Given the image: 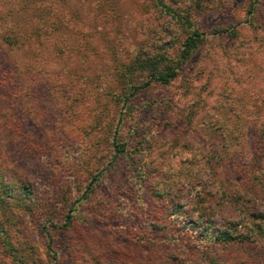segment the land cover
<instances>
[{"label": "rangeland", "instance_id": "1", "mask_svg": "<svg viewBox=\"0 0 264 264\" xmlns=\"http://www.w3.org/2000/svg\"><path fill=\"white\" fill-rule=\"evenodd\" d=\"M161 1L169 12L155 0H69L77 31L49 35L62 51L0 47V59H23L41 81L0 82V168L13 187L0 189V264H143L141 231H153L167 192L180 215L203 197L219 228L242 219L231 193L243 215L264 213V0ZM193 29L201 35L180 61ZM140 50L177 72L140 89L117 121L118 78ZM145 73L128 75L142 84ZM116 125L127 149L111 162ZM256 240L248 246L264 245ZM187 245L163 246L188 259Z\"/></svg>", "mask_w": 264, "mask_h": 264}, {"label": "trees", "instance_id": "2", "mask_svg": "<svg viewBox=\"0 0 264 264\" xmlns=\"http://www.w3.org/2000/svg\"><path fill=\"white\" fill-rule=\"evenodd\" d=\"M67 3L69 4V0H0V47H2L3 50H7L9 53L18 51L31 52L32 48L35 47V53L39 56L48 50H53L54 52L57 50L62 51L64 49V45L61 43L62 41L59 42V39L56 38L50 39L49 35L53 32L72 33L73 31L74 33L77 31L71 22V19L75 18L76 13L74 10H71L73 9L72 7L67 9ZM155 4L161 6L162 9L168 12L171 10L161 0H155ZM226 31L228 30L224 29L221 32ZM200 35V32L193 29L183 40L180 61L188 57L191 49L196 44V38ZM1 56L3 58L8 57L4 55ZM5 58L0 59V82L4 83L9 80L11 81V79L13 81L19 79L23 84L24 80H28V78L32 80L37 78V73L32 75L30 65L23 59L9 57L5 60ZM165 61L169 62L161 53L151 54L140 50L132 63L128 65L127 72L126 68L122 70V75L119 76L118 79H122V81L119 82L120 86H123V95L116 100L117 102L122 101L117 121L120 120L122 111L125 107L131 104V98L136 96L140 89L145 88L152 81L168 83L175 76L179 64L171 66L164 64L163 62ZM137 69L146 72V79L142 84H134L131 78H129L128 72L132 73ZM40 70L41 68L37 71ZM39 81L40 80L36 79L31 86L34 87L36 82ZM45 82L49 87L51 86L50 79ZM41 84H43V82ZM55 92H57V90H55ZM14 94L15 92L13 95ZM106 94L112 95V90L110 91V89H108V91L102 92V95ZM13 95L11 93L12 98ZM1 116L2 115H0V117ZM6 118L11 119L10 117ZM117 132L118 127L116 125L115 129L112 130L113 154L110 159L111 162L115 161L116 158L127 149L125 143L118 140ZM258 140V146L262 148L264 141L260 140V138H258ZM262 152L264 153V151ZM2 157L3 150L2 147H0V160ZM100 173L102 172L96 173L91 177L87 183L85 195L93 191L92 186L98 180ZM260 183V186H264L263 182ZM0 189L6 197L13 195L11 180L6 177L1 168ZM235 195L236 193H234V195L232 193L229 194L228 201L230 204L235 203L239 206V214L242 215V219L237 221L228 219L220 223L223 226L219 228L213 224L214 221L208 212L210 206L204 207L200 202L203 197L199 195L196 196L197 199L194 205L199 207L191 208L190 211L182 210L180 215L175 213L176 210H179V204L175 201L174 195L171 196L169 192L165 193V204H163L162 209L163 213L157 215L155 224L150 223L151 227L152 225L154 226L153 231H149V229L141 231V239H143L145 243L149 242L148 255L150 256V260L144 263L264 264V245L257 243L256 245L254 244L253 247L248 246L249 243H253V240L256 239V241H264V213L249 212L248 215L251 216L250 218L243 215L244 211L240 206L244 207L245 210L246 207L238 200L239 196ZM2 206L5 205H0V207ZM197 208H200L201 211L193 215L194 212L192 213V211ZM72 210L74 209H69V212L65 215L66 219L64 222L66 223H63V226H68L71 222ZM167 214L169 216H167ZM1 223L2 221H0V238L4 242L7 233L3 231ZM238 225L242 228V231L237 230ZM46 234L48 239H50L49 232H46ZM178 240L188 243V248H194L190 250L181 249L185 255L190 256L188 259L178 257L174 254V250L169 252L167 248L163 246L166 241ZM150 242L152 244H150ZM220 248L221 254L218 253ZM218 256L223 257L218 258Z\"/></svg>", "mask_w": 264, "mask_h": 264}]
</instances>
